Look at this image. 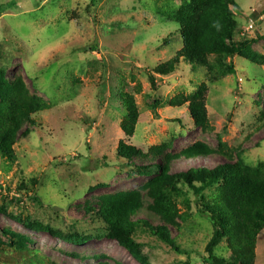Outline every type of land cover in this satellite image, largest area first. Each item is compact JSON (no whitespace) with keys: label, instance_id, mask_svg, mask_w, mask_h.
<instances>
[{"label":"rangeland","instance_id":"1","mask_svg":"<svg viewBox=\"0 0 264 264\" xmlns=\"http://www.w3.org/2000/svg\"><path fill=\"white\" fill-rule=\"evenodd\" d=\"M189 0H0V67L9 82L22 77L30 93L49 105L34 116L37 125L15 145L17 162L0 157V264H139L106 229L89 207L103 195L141 191L144 207L133 221L163 222L150 213L144 187L158 174L137 173L135 166L162 159H136L132 165L117 155L128 140L144 153L170 143L168 153L182 154L202 143L218 150L219 137L239 151L248 166L264 163V66L235 56L227 59L234 74L209 83L207 71L181 61L168 76L155 73L171 60L183 42L166 14ZM233 8L236 42L252 43L264 54V0H237ZM214 61V59H212ZM154 74L156 88L149 77ZM208 84L207 110L213 130L195 126L188 110L169 102ZM136 99L140 119L136 135L127 139L122 124L125 98ZM27 127H24L23 131ZM235 153V160H237ZM219 155L177 159L172 174L192 167H216ZM181 213L189 215L171 236L183 253L140 228L141 243L151 264H204L213 226L200 209L202 199L180 186ZM212 194L211 190L205 195ZM188 202L190 208H187ZM41 222L64 233L94 238L75 246L19 221ZM7 233L28 241L11 246ZM215 255L231 256L224 240ZM256 264H264V231L258 237Z\"/></svg>","mask_w":264,"mask_h":264},{"label":"trees","instance_id":"2","mask_svg":"<svg viewBox=\"0 0 264 264\" xmlns=\"http://www.w3.org/2000/svg\"><path fill=\"white\" fill-rule=\"evenodd\" d=\"M94 2V0H92ZM238 8L237 0H189L178 9L168 12L166 20L178 27L183 47L174 58L158 65L155 73L168 76L174 73L185 61L195 68L207 71L209 83H217L223 77L234 74L232 65L226 60L235 56L264 66V54L251 50L252 43L236 42L238 23L233 8ZM214 59V61H212ZM156 88L154 74L149 77ZM208 84L198 86L195 93L179 96L169 102L171 107L180 108L188 104V110L195 126L203 131L213 130L207 110ZM127 117L122 130L127 139L136 135L140 111L133 95L125 98ZM49 109V105L30 93L22 77L9 82L6 70L0 67V157L11 164L17 162L15 145L19 138L27 137L37 123L34 116ZM263 118H264V114ZM24 127H27L23 131ZM170 143L153 146L144 153L128 140H123L117 148L119 158L130 165L136 159H162L159 164L135 166L137 173L152 176L158 174L145 187L150 213L157 216L162 225L157 227L149 220L133 221V216L144 207L141 191L123 192L115 195H103L96 207L90 206L97 220L106 229L107 238L115 240L139 264H151L145 255L143 246L135 237L140 228H146L152 236L168 244L177 253H183L171 236V228L180 230V221L186 222L189 215L181 213L176 195L183 184L202 199L201 213L213 226V235L206 247L207 257L204 264H256L258 237L264 231V163L248 166L240 158L239 151L229 148L219 137L218 150H212L205 144L198 143L182 154L172 156L168 153ZM237 153V160H235ZM213 155L225 160L216 167H192L180 173L171 172V164L177 159L209 158ZM211 190L212 194L205 195ZM190 208L188 202H185ZM32 231L46 233L71 245L82 246L94 237L76 232L64 233L41 222L20 220ZM11 246L25 248L28 241L13 233L6 235ZM226 241L231 252L229 259L218 257L215 250ZM4 245L0 239V248ZM111 264V263H104ZM115 264H124L116 262Z\"/></svg>","mask_w":264,"mask_h":264}]
</instances>
